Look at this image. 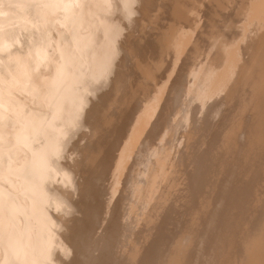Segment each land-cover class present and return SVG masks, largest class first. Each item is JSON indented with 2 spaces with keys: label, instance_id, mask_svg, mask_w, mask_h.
I'll use <instances>...</instances> for the list:
<instances>
[{
  "label": "bare ground",
  "instance_id": "obj_1",
  "mask_svg": "<svg viewBox=\"0 0 264 264\" xmlns=\"http://www.w3.org/2000/svg\"><path fill=\"white\" fill-rule=\"evenodd\" d=\"M3 1L0 264H264V0L218 11L216 0L202 11L187 0ZM181 61L164 98L152 69L172 77ZM129 76L146 79V94L124 108L130 131L113 160L124 129L104 125L136 98ZM104 110L113 117L95 118ZM132 157L145 166L130 183ZM110 168L121 192L107 201L131 185L140 209L125 231L107 221L90 238L93 176Z\"/></svg>",
  "mask_w": 264,
  "mask_h": 264
},
{
  "label": "rangeland",
  "instance_id": "obj_2",
  "mask_svg": "<svg viewBox=\"0 0 264 264\" xmlns=\"http://www.w3.org/2000/svg\"><path fill=\"white\" fill-rule=\"evenodd\" d=\"M3 1V0H2ZM36 1H40V0H36ZM69 0H67L66 1V3L68 2ZM71 2L73 1V0H70ZM185 1V0H184ZM188 2L187 3H190L191 5L193 4H195L196 6H198V7H196L195 5V7H196V9H199V10H203V8H205V7H203V5L201 4V2H202V0H198V2L197 3H195V1H197V0H187ZM227 1H229V2H227ZM192 2V3H191ZM222 2H224V3H226L227 2V4L225 5V6H228V8H230L229 6H231V5H233V3L230 1V0H223ZM221 2V0H216V3L214 2L213 3V5L215 6V4H219V3H222ZM9 3V2H8ZM229 4V5H228ZM4 9V8H13L12 6H10V5H8L7 3H5L4 1H3V3H0V9ZM62 8H63V10H62ZM215 8H217V6H215ZM215 8H213V9H215ZM67 8L66 7H61V8H59L58 10H57V13L55 14V19H59V16L61 17V14L62 15H64V13L67 11L66 10ZM213 9H211L213 12H215V10H219V8H217V9H215V10H213ZM156 12H154V10H152V11H150V16L148 15V17H149V22H151V21H153V19L152 18H157L160 14V10L159 9H157L156 8V10H155ZM197 11V10H196ZM64 12V13H63ZM60 13V14H59ZM154 13H158L157 15H155ZM202 13V12H201ZM59 14V15H58ZM152 14H154V15H152ZM6 17V14H2L1 12H0V18H5ZM56 17H58V18H56ZM151 17V18H150ZM7 18V17H6ZM62 18H63V16H62ZM54 19V20H55ZM155 20V19H154ZM55 23H57V27H60V25L61 24H59V20L58 21H55ZM8 25L9 24H7V25H5L4 27H3V29L4 28H10V27H8ZM10 26V25H9ZM147 26V25H146ZM50 28H51V30L54 32V29H53V26L51 25L50 26ZM143 30L144 31H150V27L149 28H146L145 26H144V28H143ZM135 34H137V33H135ZM202 59V58H201ZM203 60V59H202ZM135 61V60H134ZM134 61H132L131 63H133ZM179 63H181V64H179ZM178 63V66H177V70L173 73L174 75L172 76V77H169L170 76V72H167L168 70H165V68H159V71H157V69L158 68H153L152 69V72H154V76H153V78H152V81H154V89H157V88H163V86H165L166 87V90H165V93H164V98L165 97H167V95H168V93L170 92V90H171V87L174 85V84H176V85H178V80H179V78H178V76H179V72H180V70H182V68H183V65H182V61L181 62H179ZM191 66V65H190ZM194 66V63H192V66L191 67H193ZM190 67V68H191ZM141 68H144V65L143 66H141ZM190 68H188V69H190ZM156 69V70H155ZM163 70V71H165L166 73L164 74L163 72H161V70ZM185 69H186V67H185ZM157 72H155V71ZM177 72V73H176ZM156 73V74H155ZM178 74V75H177ZM164 76H165V78H164ZM158 77V79H162L163 78V80H158V79H155V78H157ZM168 77H169V79H168ZM170 78H171V80H170ZM130 79V83L129 84H134V85H136L135 87V91H134V93L133 94H135V95H132V96H134V98L135 99H132V97L130 98V97H127L126 99H124V100H126V101H124V104H122L123 106H122V109H121V116H122V118H121V120H119L118 118L116 119H114V120H111V121H108V122H105V125H104V129H113V128H110V127H114L115 128V126L116 125H118V126H121V131L124 129V131H120L121 132V134H119L118 135V138L119 137H121L123 140L125 139V138H127V136H128V134H129V128H130V126H131V120H127L126 121V119H127V116H128V114H127V111L129 112V110L130 111H132L133 110V108H134V106L136 105V102H137V99L139 98L138 96H140V98L141 97H145V94H146V90H145V85L144 84H146V79H143V78H141V79H135L134 80V78H132V76H129L128 77V80ZM164 79H166L165 81L168 83V85H167V83L164 81ZM140 80L142 81V82H140ZM176 82H174V81ZM177 80V81H176ZM134 81H136V84H135V82ZM138 81V82H137ZM174 83H173V82ZM133 82V83H132ZM140 82V83H139ZM162 82V83H161ZM169 82H170V84L171 85H169ZM2 84H3V82H1ZM161 83V84H160ZM139 85V89L141 88V90L139 91V89L137 88V86ZM141 85V86H140ZM168 87H167V86ZM143 87V88H142ZM137 89H138V91H137ZM167 91V92H166ZM18 94H19V92H17ZM139 93H142V94H139ZM152 94H153V92H151ZM139 94V95H138ZM138 95V96H137ZM127 99H130V100H127ZM131 101V102H130ZM133 101V102H132ZM128 103L130 104V105H128ZM133 105H132V104ZM170 104H172V105H170L169 106V103H168V106H169V108H171L172 109V117L174 118L177 114H178V111L177 110H179L180 108H179V106H177V105H175V104H173V103H170ZM172 106V107H171ZM174 106V107H173ZM128 108L129 110H127V109H124V108ZM130 107V108H129ZM141 109V108H140ZM125 111H126V114H125ZM106 113V111L104 110V111H100V113H97L96 115H95V118H103L104 116H106V117H104V119H109V118H111V117H113V115L112 114H108L107 115V113ZM123 112V113H122ZM174 112L176 113V114H174ZM124 114V115H123ZM174 114V115H173ZM180 114V113H179ZM101 115V116H100ZM109 115H110V117H109ZM124 118V119H123ZM165 120L163 121V123H164V125H166V123H165V121L167 120V117H165L164 118ZM120 121V123L118 122V121ZM169 120V119H168ZM116 121V122H115ZM112 122V123H111ZM113 122H115L116 123V125H114L115 123H113ZM123 122V123H122ZM124 122L125 123H128L129 124V126L127 125V124H124ZM121 123H122V125H121ZM113 124V125H112ZM107 125V126H106ZM111 125V126H110ZM126 125V126H125ZM125 126V127H124ZM102 127H103V125H102ZM126 128V129H125ZM127 128H128V130H127ZM86 130H88V128H85ZM165 131H166V127H162V129H159L158 130V132H157V134H159L158 135V137H157V134H156V138L154 139L155 140V142H154V140H153V145L154 146H158L159 144H160V140L162 139V137H163V134L165 133ZM161 133H163L162 135H161ZM6 133H3V132H0V136L2 137V138H0V140H2V139H4L5 137H6V135H5ZM110 134H111V132H109L108 133V135L106 136V139L108 138V136H110ZM3 135L5 136V137H3ZM126 136V137H125ZM124 137V138H123ZM161 137V138H160ZM121 138H119V139H117V143H116V146L111 150V153L113 154V160L115 159V160H117L118 159V154H117V152L119 153V151L121 150V148L120 147H123L124 146V144H125V140L123 141ZM110 139V140H109ZM109 139H107V140H105V145H104V147L106 148L107 146H108V142L109 141H111L112 139H113V136L112 137H109ZM121 141H123V142H121ZM81 142L83 143V142H85V140H81ZM157 142V143H156ZM165 141H162L161 142V144L163 145V143H164ZM118 143H120V144H118ZM0 145L2 146V148H1V146H0V150H7L8 149V147H7V142H5V141H3L2 140V142L0 143ZM121 145V146H120ZM142 145V144H141ZM4 147V148H3ZM120 149H119V148ZM139 147H140V145H139ZM108 148V147H107ZM139 150V149H138ZM116 151V152H115ZM145 152H147V151H145ZM143 153V155L144 156H146V153ZM117 156H116V155ZM135 158V157H134ZM133 157L132 158H130V162H129V167L128 168H130V167H132V169H134V171H133V179H131V181H130V183H132V180H136L137 179V176H138V173H141V172H143L144 171V166H145V164L143 163V160H144V158L143 157H141L139 160H141V161H135V159H134ZM132 161V162H131ZM116 162L117 161H112V163L113 164H116ZM126 164H127V162H125ZM124 163V164H125ZM131 163H134V164H132L131 165ZM137 165H136V164ZM128 165V164H127ZM135 165V166H134ZM140 165V166H139ZM140 168H141V170H140ZM113 169V168H112ZM137 169V170H136ZM111 168L108 170V171H106L105 173H101V175L100 174H95L94 176H93V178H94V181L96 182V183H94V189H97L96 191H97V193H94L93 194V198H94V200L96 199V201H93V203H94V206L97 204L98 206H97V209H94V212L93 213H91L90 214V216L88 217L89 219H86L85 220V223H87L86 224V229H88L87 231H89V232H87L86 234L90 237V238H95L96 236H98L100 233H103V231H105L106 230V228H107V225L109 226V224H107V221H109L108 223H110V221H111V223L113 222V223H115L116 224V222H117V227L119 228V230L121 231H123L124 229H125V227H127L126 225H129V224H131L132 223V221H133V219H134V216L132 217V216H130L129 214H131V212H138V210L140 209V204L138 205V202H136V201H134L133 202V197H131L132 195H130L129 194V191H127V189H129V190H131V185H130V187L128 186L127 187V189H126V187H125V189H124V191L127 193V195L126 196H124L126 199H124L123 197V199L124 200H122L121 199V201L120 202H118V204H117V202L115 201V202H113L114 200H116V199H118V197L120 196V188L119 189H117L118 190V192H117V190L115 191V190H113V176H112V172H113V170H111ZM130 170V169H129ZM136 170V171H135ZM140 171V172H139ZM125 172L126 173H124V179H123V181H125V179L128 177L126 174H128V170L126 171L125 170ZM138 172V173H137ZM106 173H107V175H106ZM104 174V175H103ZM109 174V175H108ZM111 174V175H110ZM106 175V176H105ZM98 176V177H97ZM112 177V178H111ZM99 178V179H98ZM103 178V179H102ZM105 178V179H104ZM109 178H110V180H109ZM103 180V182H101V180ZM108 180V181H107ZM112 181V182H111ZM126 181H127V179H126ZM133 181V182H134ZM105 182H107V185H106V183ZM111 183V185L109 184V183ZM99 183V184H98ZM101 183L103 184V185H101ZM98 184V185H97ZM100 185V186H99ZM97 186H99V189H98V187ZM103 186V187H102ZM125 186H127V185H125ZM105 187V188H104ZM109 188V189H108ZM112 190H111V189ZM93 189V191H95ZM103 190V191H102ZM106 190H110V194H109V192H107ZM122 190V189H121ZM95 191V192H96ZM112 191V192H111ZM123 191V190H122ZM99 192H101V194L99 193ZM105 194V196H106V198L103 196ZM115 194H116V196H115ZM109 195V196H108ZM98 196H100V198H97ZM101 196H102V198H101ZM108 196V197H107ZM128 196V197H127ZM130 196V197H129ZM114 198V200L110 203L109 201H110V199L111 198ZM129 198V199H128ZM107 200H109V201H107ZM99 201V202H98ZM104 201H107V204H102L101 205V202L103 203ZM109 202V203H108ZM99 203V204H98ZM122 203H124V204H122ZM129 203V204H128ZM133 203V204H132ZM112 204H115V205H113L112 206ZM119 204H120V206H122V207H120L119 206ZM122 204V205H121ZM132 204V205H131ZM111 205V206H110ZM109 207V208H103V207ZM139 206V207H138ZM118 207H120V210H119V208ZM131 207H132V209H131ZM136 207H138V208H136ZM115 208H118V209H115ZM134 208V209H133ZM106 209V210H105ZM131 209V210H130ZM104 210H105V214H103L104 213ZM113 210L115 211H117V210H119V211H115L116 213L113 215V216H111L112 215V212H113ZM121 210L124 212V213H121ZM54 211H57V210H54ZM102 211V215H101V213H100V215L101 216H99V214H98V212H101ZM126 211V212H125ZM130 211V212H129ZM106 212H108V213H106ZM126 213H128V214H126ZM164 214V213H163ZM98 216V218H97V216ZM123 215V216H122ZM125 215V216H124ZM133 215H135V214H133ZM95 216V217H94ZM127 216V217H126ZM163 216V215H162ZM161 216V217H162ZM91 217V218H90ZM117 217H119L120 218V220H117L118 218ZM131 218H133V219H131ZM91 219H93L92 220V223H90L91 225H89V223L88 222H91ZM94 219H95V221H94ZM116 219V221H114V220ZM129 219V220H128ZM74 220V219H73ZM72 220V221H73ZM99 220V221H98ZM102 220H106V222L104 223ZM122 220V221H121ZM132 220V221H131ZM98 221V223L96 224V222ZM101 221V222H100ZM126 221V222H125ZM121 222H125L126 224H124V223H122V224H120ZM95 223V224H94ZM93 224V225H92ZM107 224V225H106ZM124 224V225H123ZM98 225H100L101 227H98ZM104 226H106L105 228H104ZM85 227V226H84ZM95 227V228H94ZM94 230H93V229ZM99 228V231L97 230ZM104 228V229H103ZM90 230L92 231V232H90ZM97 231V232H96ZM125 231V230H124ZM95 233V236H94V233ZM263 235H264V233H262ZM262 234H261V236H262ZM90 235H93V236H90ZM263 237V239H264V236H262Z\"/></svg>",
  "mask_w": 264,
  "mask_h": 264
}]
</instances>
